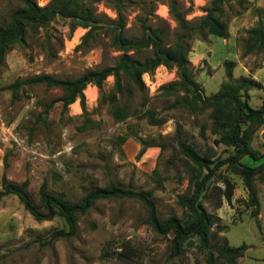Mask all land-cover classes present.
<instances>
[{"label": "rangeland", "instance_id": "374dc122", "mask_svg": "<svg viewBox=\"0 0 264 264\" xmlns=\"http://www.w3.org/2000/svg\"><path fill=\"white\" fill-rule=\"evenodd\" d=\"M35 1L43 7L54 0ZM212 1L176 0L178 10L192 25L205 16ZM85 2L100 18L97 26L83 28L57 15L37 32L28 30L25 45L13 46L0 66V190L3 176L18 184L27 180L30 194L38 201L39 188L46 181L50 192L78 201L92 188L115 184L138 193L151 192L161 218H185L178 201L192 192L193 165L181 152V143L214 161L234 151L215 142L209 110L192 113L172 106L174 96L166 95L162 87L178 79L175 68L159 66L144 74L143 91L124 76L126 91L118 101L127 112L123 119H117L113 105L102 98V94L114 93L113 77L104 82L102 91L93 84L87 86L85 110L80 100L67 109L61 102L52 104L63 96L59 88L25 84L16 94L8 88L17 79L39 74L73 78L118 60L124 52L113 43L118 23L113 0ZM258 2L264 4V0H225L220 16L229 37L193 34L188 41V59L204 97L216 94L223 83L230 84L224 62L243 54L250 28L264 25L260 19L264 8L258 7ZM19 6L18 0H0V25ZM169 6L170 0L125 1L121 13L125 35L140 38L145 20L152 28H161L164 46L172 47L184 31ZM246 12L252 18L249 29L235 31L236 39L230 40L232 17ZM128 53L145 60L152 49ZM253 54L257 58L251 59L252 65L258 67L264 52ZM254 91L253 98L250 93L247 98L249 105L260 108L264 95ZM148 110L163 122L153 123ZM251 147L258 156L264 155V125L254 131ZM240 162L257 167L264 157L245 156ZM224 180L234 185L230 204L224 198L219 201L216 186L224 189ZM253 188L260 203L257 216H253L256 207L250 204L242 178L227 164L216 170L203 200L207 212L217 216L216 222L224 228L210 246H221L225 239L232 247L248 246L238 264H264V170L256 176ZM147 218L146 207L136 198L99 199L87 213L78 214L74 235L55 236L59 231L68 232L61 216L36 221L16 196L7 195L0 199V264H206V250L200 247L198 237L184 242L181 253L173 256V234L159 235ZM216 264L226 263L217 258Z\"/></svg>", "mask_w": 264, "mask_h": 264}, {"label": "trees", "instance_id": "16d2710c", "mask_svg": "<svg viewBox=\"0 0 264 264\" xmlns=\"http://www.w3.org/2000/svg\"><path fill=\"white\" fill-rule=\"evenodd\" d=\"M21 6L13 10L9 20L0 25V66L4 64L6 55L15 45H25L28 30L37 32L39 28L48 25L55 16L60 15L72 19L78 26L83 28L95 27L101 20L96 15L91 5L85 0H54L46 6H39L35 0H18ZM128 0H113L118 23L114 29L113 43L124 53L110 66L88 69L83 74L73 78L62 79L50 74H39L25 79H17L9 85V89L16 94L25 84H44L51 88H59L63 96L52 101V104L61 102L63 109L80 100L82 109L85 110L84 91L89 84L95 85L100 91L104 82L114 78V93L107 96L102 94L104 102H110L117 119H123L127 115L125 108L119 105V97L126 91L124 76L129 77L132 83L141 91L146 86L142 76L152 73L159 66L168 69H176L178 79L164 85L162 89L166 95L174 96L172 106L183 107L192 113L210 111L212 118V133L217 136L218 144L233 148V154L223 160H212L204 157L189 144L181 143V152L192 164L190 178L192 192L189 196L180 198L178 203L185 209V218L171 215L161 218L152 200V193H138L130 189L110 184L105 187H96L78 201L66 199L64 193H52L48 190L46 181L39 188V199L36 201L28 190L29 182L21 184L10 182L6 176L2 178L0 199L7 195L16 196L24 208L36 221H50L56 215L61 216L68 226V232L59 231L55 236H72L77 230L78 214H85L99 200L107 198H136L140 200L148 211V223L162 236L172 233L171 239L173 256H178L183 250V244L192 237H198L200 247L206 250V264H216V259H222L226 264H238L248 249L246 244L232 247L225 239L221 246H210V241L219 236L224 230L216 222L217 216L207 212L203 206L206 191L213 175L219 167L230 165L235 174L243 180L248 191L250 204L256 207L253 216L259 215L260 203L253 188L258 173L263 172L264 163L257 167L240 162L245 156L261 159L251 147L252 136L256 128L264 125V104L255 109L249 105V91L261 88V84L248 77L233 79L234 61L226 60L224 67L229 83H223L219 91L211 97L202 95L201 85L195 80V73L188 59L190 51L188 41L193 34H199L205 38L206 33L220 38H228V26L221 19L222 6L225 0H213L211 8L197 24H190L184 14L178 10L176 0H170V12L179 27L184 31L178 36L172 47L164 46V31L161 28H152L142 20V36L138 39L129 38L124 33L122 22V9L124 2ZM248 39L243 55L264 52V25L258 23L247 31ZM152 49V55L145 60H140L129 51H141ZM181 93V94H179ZM242 94L246 100H242ZM150 119L155 124L163 121L150 110L147 111ZM246 126V128H244ZM260 157V158H259ZM213 165V166H211ZM219 193V201L224 198L227 203L232 202L234 185L229 180H224V189L216 186ZM219 206L221 204L219 203ZM218 206V207H219ZM258 227L260 225L258 223Z\"/></svg>", "mask_w": 264, "mask_h": 264}, {"label": "crops", "instance_id": "0c3cea01", "mask_svg": "<svg viewBox=\"0 0 264 264\" xmlns=\"http://www.w3.org/2000/svg\"><path fill=\"white\" fill-rule=\"evenodd\" d=\"M260 5V6H259ZM258 7H263L264 4H261V2H258ZM261 9V8H260ZM250 16L249 12L240 14V15H234L232 17V20L230 21V40L231 39H236L234 35L235 31L240 30V29H249L248 26V20L250 21L252 18H248ZM257 19L258 16L256 17ZM261 21H264V17L260 18ZM236 28V30H235ZM245 35V34H244ZM236 60L234 61L236 63L234 70H233V79H238L239 77H248L250 79H253L257 81L258 83L261 84V88H256L257 91H254L255 93L259 92L262 93L260 95H264V55L258 60V67H254L252 65V60L251 59H256L255 54H248V55H235ZM233 61V60H231ZM241 73L239 76L237 75V72ZM255 90V89H254ZM249 93L252 95L253 89L249 91ZM254 95L251 96L253 98ZM263 100V99H262ZM258 106L255 108L257 109ZM242 259V258H241Z\"/></svg>", "mask_w": 264, "mask_h": 264}]
</instances>
